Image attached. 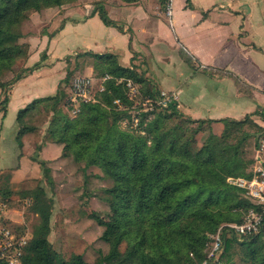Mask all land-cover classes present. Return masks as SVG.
<instances>
[{
	"label": "trees",
	"instance_id": "obj_1",
	"mask_svg": "<svg viewBox=\"0 0 264 264\" xmlns=\"http://www.w3.org/2000/svg\"><path fill=\"white\" fill-rule=\"evenodd\" d=\"M76 1L0 0V110L4 114L7 91L23 72L9 81L4 78L28 56V47L21 42V24L32 12ZM95 14L105 26L114 25L102 4H95ZM85 55L92 60L91 64L88 61L92 72H102L101 79L109 77L102 84L98 102L81 104L79 113L71 118L64 90L67 75L62 82L65 86L60 85L55 96L35 100L17 113L18 149L22 148V137L36 130L26 123L27 117L45 110L51 114L45 139L61 145L62 156L71 157L74 164L83 165L82 169L97 167L111 180V187L103 191L108 214L102 217L91 212L87 216L102 228L100 240L109 246L108 254H99L94 264H201L206 258L207 235L215 233L222 223H240L243 214L253 207L242 197L244 191L228 184L227 179L253 176L249 168L254 160L247 159L244 144L250 130H256L258 137L261 134V126L251 120L258 114L239 121L192 120L185 118L176 102L170 100L143 115L151 116L146 135L121 130L119 123L130 116L120 106L131 107L132 103L124 83L118 81L131 79L137 83L143 98L155 99L160 93L132 69L118 66L110 54ZM216 122L223 124L220 135L211 131ZM205 132L208 134L199 145L198 136ZM238 134L241 138L233 141ZM40 149L36 145L32 161L37 163L47 186L53 187L50 169L39 157ZM9 194L0 192V197L8 201ZM29 195L39 224L18 264H90L80 254L68 261L58 259L48 240L52 210L51 202L46 203L47 192L38 186ZM214 263L264 264V228L247 240L226 233L223 251Z\"/></svg>",
	"mask_w": 264,
	"mask_h": 264
},
{
	"label": "crops",
	"instance_id": "obj_2",
	"mask_svg": "<svg viewBox=\"0 0 264 264\" xmlns=\"http://www.w3.org/2000/svg\"><path fill=\"white\" fill-rule=\"evenodd\" d=\"M81 1L32 12L21 24L28 56L4 78L23 72L7 91L5 114L0 110V174L8 171L12 182L41 178L32 161L36 145L53 181L72 161L62 156L61 145L44 139L47 126H33L19 150L16 117L35 100L55 96L65 86L68 64H88V53L110 54L118 66L170 92L179 112L192 120L239 121L264 110V0H173L170 16L160 0H110V8L102 4L110 27L93 9L80 7ZM64 90L68 96L70 90ZM88 214L68 233L85 245L95 244L102 233ZM58 228L62 239L66 226Z\"/></svg>",
	"mask_w": 264,
	"mask_h": 264
},
{
	"label": "rangeland",
	"instance_id": "obj_3",
	"mask_svg": "<svg viewBox=\"0 0 264 264\" xmlns=\"http://www.w3.org/2000/svg\"><path fill=\"white\" fill-rule=\"evenodd\" d=\"M97 3L103 4L104 6L106 5L110 8V0H82L81 2H79V6L87 8V10L91 11L92 9H94L95 4ZM89 62V64H91L92 60H90ZM87 67H89L88 64H68V70L71 71H68L69 74L66 84L67 87L65 88L67 92L70 90L71 83L75 77H90L93 80L92 84L96 103L98 102L99 90L101 87H103V85L101 86L100 77V74L102 72L94 73L90 70H86ZM17 75L21 74L16 73L15 76ZM190 87L194 92L197 91V86ZM156 89L159 93L165 92L159 88ZM164 94L167 97L172 98V94L170 92H165ZM120 108L122 110H126L130 116V118H125L119 123L120 129L124 131H132L141 136L146 135L145 128L147 127L151 116L146 118L143 116L145 113H136V111H133L130 106H120ZM62 110L67 113L66 108L63 107ZM148 112H150V110ZM133 115L138 118L137 125H135V122L132 119ZM142 116L146 120H144ZM247 116L250 117L249 115ZM247 116L243 117L241 120H245ZM50 118L51 114H47L45 110L38 111L29 115L26 119V123L29 126L48 127ZM251 120L255 123V121H257V118L251 117ZM141 121L143 122L140 126ZM222 129L223 125H211V131L216 135H220ZM207 134L208 133L205 132L201 133L198 136L199 145H201ZM258 134L259 133H257L256 130H250L249 137L244 144L245 155L247 159L254 160L253 166L249 168L251 172H253L254 167L257 163L256 158L258 148ZM237 138H241L240 134L236 135L233 141H236ZM82 168L83 165H75L73 161L69 159L65 163L63 170L59 169L61 173L59 175H56V180L53 181V187L47 186L46 181L42 178V176L38 180H24L18 183L12 182L8 171H4L0 174V192L10 193L8 197L6 214L4 216L10 228H15L21 233V235L25 233L31 235L32 231L39 224V217H37L32 212V206H25L24 201L25 199L30 197L29 193H31L34 189L38 188V186H43L47 192L46 203L48 204V202H51L50 207L52 210L50 220V223L52 225H50L51 229L48 240L51 243L54 251L58 254V259L61 261H68L72 257V255L80 254L83 255L85 260L90 262V264H94V261L99 254H101L102 256H106L109 252V246L103 244L101 241H98L100 240V235L97 236L98 239L95 244L85 245L77 237H72L68 233L76 230L78 228V226L76 227V223H79V225L83 223L82 221L85 220L84 217L89 212H94L102 217H105L108 214L109 208L103 201V191L107 188H110L112 182L110 179L104 177L101 170L97 167H90L85 170ZM242 197L245 198V194H242ZM11 218L12 220H15L19 223H13V221H11ZM17 224H20L19 226L21 227H18ZM60 226L61 228L66 226L67 232L63 234L62 239L58 237V229H60L58 227ZM98 245H104V247L106 246L107 249H105L104 251L100 247H98ZM122 250H124V246L122 247ZM220 255L218 256L216 261H218ZM214 262H212L211 264H218Z\"/></svg>",
	"mask_w": 264,
	"mask_h": 264
},
{
	"label": "built area",
	"instance_id": "obj_4",
	"mask_svg": "<svg viewBox=\"0 0 264 264\" xmlns=\"http://www.w3.org/2000/svg\"><path fill=\"white\" fill-rule=\"evenodd\" d=\"M173 0H160L161 8L166 16H170L172 12ZM109 79L105 76L101 79V86L105 80ZM92 79L86 76L75 77L71 83L70 92L67 96V111L71 118H74L80 110L81 104L95 103V93L93 91ZM126 89V96L132 103L131 108L136 113H146L152 110L153 106L165 105L172 98L167 97L164 93H160L155 99L142 97L140 86L131 79L120 80ZM103 90L100 88L99 92ZM119 105V101H115ZM144 107V108H142ZM135 125L138 118L132 117ZM262 128L258 137V148L256 166L253 170L251 179L245 178H228L227 183L244 191L245 198L252 204L247 212L241 218L240 223L222 224L215 233L208 234L205 242L206 258L201 264H211L216 261L223 250V237L226 233H231L238 240H247L258 235L264 228V110L260 111L256 121ZM8 201L0 197V262L2 264H18L23 254V250L31 239V235L22 234L15 228L5 225L7 220L4 218L7 210ZM24 204L30 207L32 201L30 198L25 199Z\"/></svg>",
	"mask_w": 264,
	"mask_h": 264
}]
</instances>
